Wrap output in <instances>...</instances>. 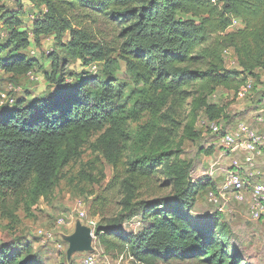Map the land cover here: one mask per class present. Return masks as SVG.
<instances>
[{"label":"trees","instance_id":"trees-1","mask_svg":"<svg viewBox=\"0 0 264 264\" xmlns=\"http://www.w3.org/2000/svg\"><path fill=\"white\" fill-rule=\"evenodd\" d=\"M5 1L0 0V71L12 83L38 70L27 51L32 45L53 37L66 52H49L50 90L0 107V195L30 184L32 195L47 197L65 168L81 157L90 132L102 131L98 149L116 170L122 162L126 167L121 211L97 225L106 253H127L137 264L188 258L257 264L239 246L230 252L235 231L216 208L202 218L192 216L210 183L192 181L193 163L181 158L184 140L174 144V133L189 100L185 137L196 140L206 130L195 128L198 117L224 125L226 106L213 98L220 88L238 98L239 88L252 79L249 97L263 82L264 0H15L32 5L30 25L22 10ZM77 12L112 21L119 45L93 40L76 26ZM234 19L239 26L231 27ZM228 53L236 62L232 70ZM71 61L73 68L67 66ZM121 61L138 88L128 94L126 84L115 79ZM257 109L264 115V102ZM131 122L137 123L134 132ZM156 175L167 178L172 193L143 199L141 189ZM135 218L139 228L123 232ZM16 242H0V264H44L30 240Z\"/></svg>","mask_w":264,"mask_h":264},{"label":"rangeland","instance_id":"rangeland-1","mask_svg":"<svg viewBox=\"0 0 264 264\" xmlns=\"http://www.w3.org/2000/svg\"><path fill=\"white\" fill-rule=\"evenodd\" d=\"M9 8L22 10L23 20L25 24L30 25L32 21V10L29 5H22L15 0L5 1ZM2 22V21H0ZM74 22L77 27L86 29L91 38L102 43H109L115 46L119 45V31L112 21L100 16H88L85 13L77 12L74 15ZM2 26L0 24V42H3ZM2 34V35H1ZM69 39V35L65 40ZM56 50L60 54L66 50H60L57 47L53 37L46 38L43 45H33L30 47L28 54L37 62L36 79L29 76H19L15 85L20 86L21 90L15 92L16 97H22L30 94L32 97L39 96L45 90H50L51 87L46 82L45 74L50 71V62L48 60L49 52ZM227 68L229 70L235 67V58L227 54ZM76 63L71 61L67 66L73 68ZM120 69L115 75V79L119 83H125V92L128 94L131 89L137 90L130 73L128 72L127 64L121 61ZM264 82V73L262 75ZM9 80V75L0 71V91H6ZM257 85L256 90L252 95L244 100L235 97L234 92L220 88L217 91L218 97L215 102L220 106L225 105L226 110L223 118L224 126L235 127L240 121H248L255 123L257 116L255 115L257 108L264 102V83ZM196 86V85H195ZM195 89V87L193 88ZM191 100L186 114L178 117V127L174 133V144H180L183 141L182 148L184 154L181 158H186L193 163L191 170V179L193 182H209L210 187L218 190L219 183L223 179L225 170L231 169L228 165L232 163L233 155L228 154V160L220 157L221 148L218 137L210 130L202 131V136L196 140H189L185 137V127L187 125L191 108ZM184 117V118H183ZM182 118V119H181ZM204 118L198 117L195 122V128L203 130ZM137 128V123L131 122V131L134 132ZM102 131L90 132L87 142L83 147L81 157L72 161L64 170L63 176L59 184L47 197L36 198L31 194L30 184H25L19 189H10L6 196L0 195V242L8 240H16L17 244L30 240L34 251L44 264H68L66 251L68 243L62 241L58 235L59 231L70 233L75 226V220L79 212L86 211L88 221L96 220L98 223L108 221L115 217L121 211V200L123 191L121 181L125 178V164L115 169L108 160L102 155L98 149L97 139ZM128 153V152H127ZM125 153V157L127 156ZM260 170H264V150L259 156ZM234 158V157H233ZM125 160V159H124ZM215 164L214 167L212 166ZM245 177L248 175L244 174ZM165 178L162 175L154 176L141 189L140 196L149 200L155 198H164L172 193V187L165 184ZM221 180V181H220ZM207 191L198 195L199 201L192 209V216L202 218L206 214L215 211V206L208 201ZM240 204L230 202L227 205L228 211L224 213L225 222L229 223L234 229L235 235L232 244L229 246L230 252H233L238 242H243L246 245H240L244 254L249 246L254 248L256 253L262 252L264 255V223L256 221L247 223V212L241 216L238 212ZM232 208V211H230ZM97 212V213H96ZM64 217L65 223L58 225V220ZM139 218L128 222L126 226L121 227L123 232L129 230H137L139 228ZM40 230L44 232H54L55 237L47 239L41 236ZM240 232V234H239ZM245 234V239H240L239 236ZM96 236V235H95ZM243 240V241H242ZM249 244V245H247ZM95 253L100 258V264H137L133 258L127 253L112 252L106 253L95 237ZM255 254V253H254ZM260 254V255H261ZM84 255L75 254L72 264H82L81 260ZM251 263L264 264V259L258 257L249 258ZM158 264H208L199 258L188 259H172L169 261H160Z\"/></svg>","mask_w":264,"mask_h":264},{"label":"built area","instance_id":"built-area-1","mask_svg":"<svg viewBox=\"0 0 264 264\" xmlns=\"http://www.w3.org/2000/svg\"><path fill=\"white\" fill-rule=\"evenodd\" d=\"M240 22L237 19L233 20L231 27H237ZM27 76L36 79V72L30 71ZM254 82L252 79L247 80L238 91V99L244 100L253 92ZM21 90L20 86L10 82L6 91H0V107L4 105H12L16 101V96L12 95ZM217 98V93L213 95ZM261 121H264L261 119ZM203 126L210 130L219 139V145L223 149L221 157L229 153H236L232 157V169L226 170L224 179L221 182L219 189L210 190L208 193V201L215 205L216 210L224 214L228 211L227 205L230 202L242 203L246 200L248 187L251 188V206H250V221H259L264 218V170L258 168V157L264 150V130L255 129L246 122H238L235 127L228 129L218 121L203 120ZM215 164L213 163V167ZM241 169L247 171L245 177L241 173ZM77 217L86 219L85 210L79 212ZM65 223L64 217L58 220V225ZM97 228L98 222L94 219L86 221ZM41 236L47 239H52L56 235L54 232H44L40 230ZM82 264H100L99 256L93 252L85 254L81 260Z\"/></svg>","mask_w":264,"mask_h":264},{"label":"water","instance_id":"water-1","mask_svg":"<svg viewBox=\"0 0 264 264\" xmlns=\"http://www.w3.org/2000/svg\"><path fill=\"white\" fill-rule=\"evenodd\" d=\"M97 228L90 224H87L83 218L77 217L75 220V226L72 232L65 233L59 231L58 235L60 239L68 243L66 251L67 262L72 264L75 254L85 255L96 251L95 237ZM96 235V236H95Z\"/></svg>","mask_w":264,"mask_h":264},{"label":"crops","instance_id":"crops-1","mask_svg":"<svg viewBox=\"0 0 264 264\" xmlns=\"http://www.w3.org/2000/svg\"><path fill=\"white\" fill-rule=\"evenodd\" d=\"M26 5H29V4H26ZM29 7L32 9L33 7H32V5H29ZM33 14V13H32ZM32 47H33V45H32ZM259 114V117L257 118V120H256V125L258 126V127H262V128H260V129H263L264 128V121H261V119H263L264 120V115H261V113L257 110L256 111V113H255V115L257 116ZM221 154H222V151L220 152V157H221ZM232 155H235L236 153H231ZM223 157H225L227 160L229 159L228 158V155H225V156H223ZM223 157H221V158H223ZM262 158V157H261ZM260 157H258V159H257V162H258V165H259V159H261ZM231 169H232V166H231V163L228 165ZM228 170V169H227ZM226 171V170H225ZM241 173L244 175L245 173H247V171L245 170V169H241ZM245 176V175H244ZM221 181V180H220ZM222 181H223V179H222ZM221 181V182H222ZM221 182L219 183V186H218V188L220 187V185H221ZM234 203H237V202H234ZM238 204H240L239 206H238V212H239V214H241V216H243V215H245V213L247 212L248 214H247V216H248V219H247V223H248V225L250 226V224L253 222V221H250L249 219H250V206H251V188L250 187H248V192H247V197H246V200L244 201V202H242V203H238ZM230 211H232V208H230ZM260 221H262L263 223H264V218H262L261 220H259V222ZM253 223H257L256 221H254ZM239 234H240V232H239ZM239 238L240 239H245V234L244 235H242V236H239ZM242 240V241H243ZM246 245V244H243V242H238V244L237 245H239V247H240V245ZM247 245H249V244H247ZM255 253V254H254ZM262 252H259V253H256L255 251H254V248H251L250 246L248 247V248H246V256H247V258L249 259V258H252V257H258V258H262V259H264V255L263 254H261ZM261 254V255H260Z\"/></svg>","mask_w":264,"mask_h":264}]
</instances>
